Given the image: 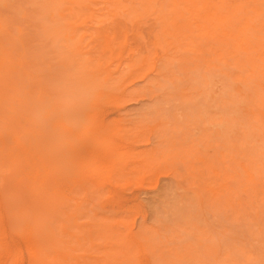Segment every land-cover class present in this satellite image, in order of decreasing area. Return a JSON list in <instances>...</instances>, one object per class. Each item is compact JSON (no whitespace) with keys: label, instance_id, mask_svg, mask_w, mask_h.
I'll use <instances>...</instances> for the list:
<instances>
[{"label":"rangeland","instance_id":"obj_1","mask_svg":"<svg viewBox=\"0 0 264 264\" xmlns=\"http://www.w3.org/2000/svg\"><path fill=\"white\" fill-rule=\"evenodd\" d=\"M194 1L256 59L189 0H0V264H264V0Z\"/></svg>","mask_w":264,"mask_h":264},{"label":"bare ground","instance_id":"obj_2","mask_svg":"<svg viewBox=\"0 0 264 264\" xmlns=\"http://www.w3.org/2000/svg\"><path fill=\"white\" fill-rule=\"evenodd\" d=\"M192 2V4L196 7L195 9H191V12L196 14L197 19L201 21V25L199 26L200 31H203L201 35V38L205 37V35L213 34V33H219L221 37L228 36L229 39H233L234 43L237 44L235 48L242 47L245 50H249L247 46H245L249 42V38L247 37V30L248 28H252L250 25V18L246 17V22L243 28L236 29L237 32L234 33L233 29H231L233 32L227 31L223 28L226 20L228 19V12L224 11L223 8H219L215 4L209 3V6H203L202 8L198 6V4L194 0H189V2ZM209 8V9H208ZM241 9V8H236ZM190 10V9H189ZM246 12V9H243ZM234 12V10H232ZM247 15V14H246ZM220 30V31H219ZM251 29H249L250 31ZM264 33V32H263ZM258 40L261 42L264 37L261 36V32L258 33ZM203 49V48H202ZM228 50V49H226ZM225 49H216L213 46H210L208 49V52L211 54V56L208 58V60L212 61L213 64H215L216 61L223 62V63H229V60L234 57V53L232 51H226ZM258 58L262 59L264 58V50L258 49ZM249 58L247 62L252 63L251 60H253V54H252V47L249 50ZM256 59V58H254ZM1 61L3 62V59L1 58ZM254 61V60H253ZM236 62L238 64L243 63L238 58L236 59ZM217 63V62H216ZM236 63V64H237ZM216 65V64H215ZM218 66V65H216ZM251 73L253 75L255 74H261L262 71L258 69V66L256 68L251 69ZM258 76V75H255ZM262 107H260L261 109ZM257 110L261 113H263L261 110ZM255 111H252L254 113ZM245 174H247L249 177L251 174L248 172V170L245 167H242Z\"/></svg>","mask_w":264,"mask_h":264}]
</instances>
